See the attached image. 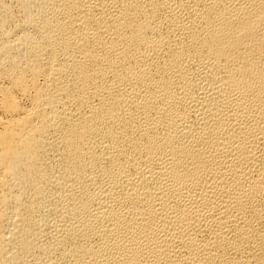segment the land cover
Masks as SVG:
<instances>
[{"label": "bare ground", "instance_id": "obj_1", "mask_svg": "<svg viewBox=\"0 0 264 264\" xmlns=\"http://www.w3.org/2000/svg\"><path fill=\"white\" fill-rule=\"evenodd\" d=\"M0 264H264V0H0Z\"/></svg>", "mask_w": 264, "mask_h": 264}]
</instances>
